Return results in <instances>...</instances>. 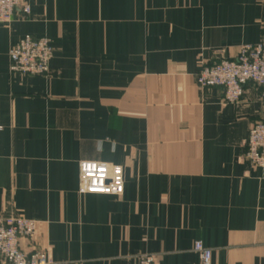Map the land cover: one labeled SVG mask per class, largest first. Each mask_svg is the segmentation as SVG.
I'll list each match as a JSON object with an SVG mask.
<instances>
[{"label": "crops", "instance_id": "1", "mask_svg": "<svg viewBox=\"0 0 264 264\" xmlns=\"http://www.w3.org/2000/svg\"><path fill=\"white\" fill-rule=\"evenodd\" d=\"M0 25V216L37 223L53 264H264V168L242 155L261 91L227 104L196 75L264 44V0H23ZM25 36L46 77L12 75ZM120 166V197L80 196L78 164ZM23 248L26 245L23 244Z\"/></svg>", "mask_w": 264, "mask_h": 264}, {"label": "built area", "instance_id": "2", "mask_svg": "<svg viewBox=\"0 0 264 264\" xmlns=\"http://www.w3.org/2000/svg\"><path fill=\"white\" fill-rule=\"evenodd\" d=\"M24 15L30 10L23 0H0V25L11 22L15 10ZM54 50L47 38L25 36L8 53L9 72L12 75L46 77L50 74V61ZM199 89L218 87L223 90L227 104L240 102L246 84H253L261 91L264 100V44L240 48L233 60L219 59L204 66L196 75ZM242 159L254 168H264V124L251 125L247 138L241 142ZM124 190V174L120 166L81 161L78 164V189L80 196L99 195L120 197ZM37 223L17 214L0 216V264H53L46 250L34 244ZM23 244L26 248H23ZM193 252L200 264H210L211 251L199 241ZM137 264H157L151 255H140Z\"/></svg>", "mask_w": 264, "mask_h": 264}]
</instances>
